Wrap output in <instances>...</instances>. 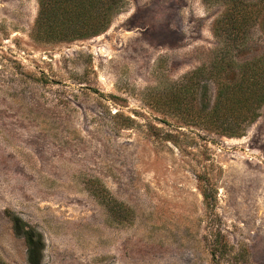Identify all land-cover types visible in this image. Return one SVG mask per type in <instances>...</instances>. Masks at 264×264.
Returning a JSON list of instances; mask_svg holds the SVG:
<instances>
[{
    "label": "rangeland",
    "instance_id": "374dc122",
    "mask_svg": "<svg viewBox=\"0 0 264 264\" xmlns=\"http://www.w3.org/2000/svg\"><path fill=\"white\" fill-rule=\"evenodd\" d=\"M246 1L244 32L214 33L225 0H124L61 39L0 0V264H264V103L236 136L201 116L264 73Z\"/></svg>",
    "mask_w": 264,
    "mask_h": 264
},
{
    "label": "trees",
    "instance_id": "16d2710c",
    "mask_svg": "<svg viewBox=\"0 0 264 264\" xmlns=\"http://www.w3.org/2000/svg\"><path fill=\"white\" fill-rule=\"evenodd\" d=\"M123 1L37 0L38 13L32 31L40 37L61 39L97 35L109 26ZM224 4L220 16L214 22V33L244 32L248 28L247 22L254 20L262 10H256L254 3L246 0H225ZM203 72L204 66L198 67L190 73V77H197ZM225 88L220 93L227 92L230 102L224 109L217 101L209 108L204 105L201 116L223 132L236 136L242 132L246 123L256 118L264 103V73L248 66L240 77Z\"/></svg>",
    "mask_w": 264,
    "mask_h": 264
}]
</instances>
